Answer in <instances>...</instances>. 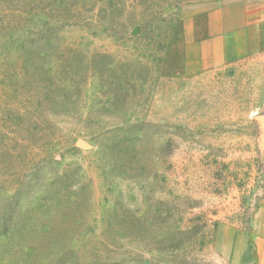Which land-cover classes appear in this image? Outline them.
I'll list each match as a JSON object with an SVG mask.
<instances>
[{
  "label": "rangeland",
  "instance_id": "1",
  "mask_svg": "<svg viewBox=\"0 0 264 264\" xmlns=\"http://www.w3.org/2000/svg\"><path fill=\"white\" fill-rule=\"evenodd\" d=\"M183 0H0V264H225L264 194V54L182 68Z\"/></svg>",
  "mask_w": 264,
  "mask_h": 264
},
{
  "label": "crops",
  "instance_id": "2",
  "mask_svg": "<svg viewBox=\"0 0 264 264\" xmlns=\"http://www.w3.org/2000/svg\"><path fill=\"white\" fill-rule=\"evenodd\" d=\"M182 68L186 76L264 54V0H183ZM212 248L225 264H264V194L249 229L221 222Z\"/></svg>",
  "mask_w": 264,
  "mask_h": 264
},
{
  "label": "water",
  "instance_id": "3",
  "mask_svg": "<svg viewBox=\"0 0 264 264\" xmlns=\"http://www.w3.org/2000/svg\"><path fill=\"white\" fill-rule=\"evenodd\" d=\"M262 120L264 121V116L262 117Z\"/></svg>",
  "mask_w": 264,
  "mask_h": 264
}]
</instances>
